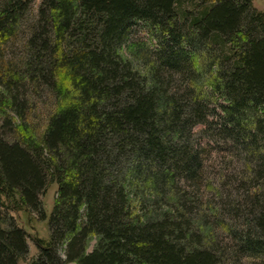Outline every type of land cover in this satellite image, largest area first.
Returning <instances> with one entry per match:
<instances>
[{
  "label": "trees",
  "instance_id": "16d2710c",
  "mask_svg": "<svg viewBox=\"0 0 264 264\" xmlns=\"http://www.w3.org/2000/svg\"><path fill=\"white\" fill-rule=\"evenodd\" d=\"M0 1L1 53L32 0ZM38 17L26 70L7 73L0 64L9 94L0 93V104L20 107L23 76L58 88L69 102L56 107L41 136L22 129L23 145L0 137V264L27 260L28 233L14 214L46 220L41 196L53 184L50 239H34L38 254L26 264H223L214 249L192 243L182 217L133 214L130 192L139 194L135 180L162 196L198 170L189 141L207 122L202 89L169 88L191 70L178 64L190 54L180 45L221 49L211 87L226 100L224 123L249 139L252 129H242L248 120L264 133V14L253 0H43ZM138 22L174 46L172 58L150 65L148 83L117 53ZM255 148L246 147L260 158ZM255 210L245 243L257 255L264 253V205Z\"/></svg>",
  "mask_w": 264,
  "mask_h": 264
},
{
  "label": "rangeland",
  "instance_id": "374dc122",
  "mask_svg": "<svg viewBox=\"0 0 264 264\" xmlns=\"http://www.w3.org/2000/svg\"><path fill=\"white\" fill-rule=\"evenodd\" d=\"M42 2L32 0L29 3L19 24L2 47L0 64L7 73L24 72L27 68V42L32 35V27L39 21ZM253 4L258 12L264 14V0H253ZM180 46L190 54L186 62L178 64L183 70H191L186 77L176 75L169 88L182 94L193 91L194 95L202 89L199 91L200 105L207 122L193 128L189 141V147L199 162L198 170L192 178L185 175L176 178L177 188H168L162 196L132 180V186H136L139 193L135 195V192H130L132 212L143 218L156 214L160 220L165 214L177 219L182 217L189 225V234L195 236L192 243L200 248L214 249L223 264H264V253L255 255L245 243L249 240V234L255 231L250 224V220L258 215L255 209L264 205V133L256 130L255 124L252 126L248 120L242 129H252L254 136L249 139L244 137V132L242 136L240 130L224 123L221 106L227 105L226 100L211 87L219 65L217 60L222 55L221 49L216 47L210 54L206 50L208 47L202 45H195V50L188 49L184 44ZM171 47H174L173 44L164 42L158 30L138 22L117 53L128 64L133 75L140 79L147 78L148 83L150 65H159V60L172 58L173 54L169 51ZM12 77L16 78L14 75ZM2 78L0 75V93L6 95L8 92L2 85L7 80ZM20 85V107L11 105L9 100L0 104V137L7 142L23 145L26 135L22 129L41 136L56 107L69 102V99H65L58 88L55 90L46 84L34 83L29 76H23ZM230 131L235 137L238 134L239 140L227 134ZM247 145L255 146L260 158L248 153ZM56 192L57 185H49L41 196L46 220H40L37 214H14L19 225L28 233L30 249L27 260L20 264H26L37 256L38 249L34 244L36 237L46 241L50 239L48 224ZM96 244L97 239H92L88 252H92ZM65 249L64 245L59 252L63 259H66Z\"/></svg>",
  "mask_w": 264,
  "mask_h": 264
}]
</instances>
